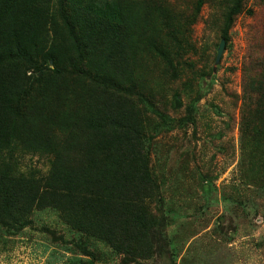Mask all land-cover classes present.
<instances>
[{"label": "rangeland", "instance_id": "374dc122", "mask_svg": "<svg viewBox=\"0 0 264 264\" xmlns=\"http://www.w3.org/2000/svg\"><path fill=\"white\" fill-rule=\"evenodd\" d=\"M72 1L119 24L121 9L144 2L145 11H155V23L144 11L136 20L129 15L130 32L165 33L167 40L174 33L179 52L183 47L174 68L154 53L136 60L147 150L160 190L147 203L160 222L149 234L151 254L132 260L72 230L54 210L34 209L20 229H0V264H79L86 258L79 242L99 264H264V0H243L217 63L230 0H202L200 8L198 0H68L71 12L78 6ZM59 3L35 2L48 19L28 49L49 66L45 54L61 42ZM161 20L169 28H161ZM188 107L194 123L186 120ZM159 112L166 115L161 119ZM49 160L47 152L16 148L8 161L16 173L44 177Z\"/></svg>", "mask_w": 264, "mask_h": 264}, {"label": "trees", "instance_id": "16d2710c", "mask_svg": "<svg viewBox=\"0 0 264 264\" xmlns=\"http://www.w3.org/2000/svg\"><path fill=\"white\" fill-rule=\"evenodd\" d=\"M67 1L59 3L61 42L45 54L52 59L49 66L28 49L48 13L35 7L37 0H0V229H20L34 209L49 208L72 230L137 260L151 254L149 234L160 221L147 201L160 190L147 150L136 60L139 53H154L174 68L183 47L179 52L174 33L167 40L165 33L130 32L129 15L136 20L144 11L155 23V11H145L144 2L142 9H121L120 25L74 1L78 6L71 12ZM242 2L230 0L225 8V41ZM159 23L169 28L167 20ZM132 49L137 51L125 56ZM174 96L177 106L179 95ZM192 112L188 107L186 120L194 123ZM16 148L49 153L47 175L16 173L8 161ZM75 246L86 257L79 264H99L85 242Z\"/></svg>", "mask_w": 264, "mask_h": 264}, {"label": "water", "instance_id": "95a60500", "mask_svg": "<svg viewBox=\"0 0 264 264\" xmlns=\"http://www.w3.org/2000/svg\"><path fill=\"white\" fill-rule=\"evenodd\" d=\"M224 45H225V40L221 39L218 49H217V53H216V58H215V63L219 62L222 52L224 50Z\"/></svg>", "mask_w": 264, "mask_h": 264}]
</instances>
